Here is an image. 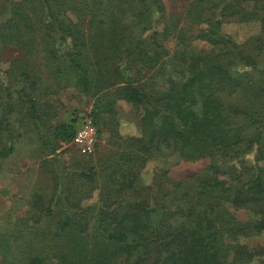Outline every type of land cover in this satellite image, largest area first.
<instances>
[{
    "label": "trees",
    "instance_id": "16d2710c",
    "mask_svg": "<svg viewBox=\"0 0 264 264\" xmlns=\"http://www.w3.org/2000/svg\"><path fill=\"white\" fill-rule=\"evenodd\" d=\"M186 7L181 18L167 15L164 0H0V50L22 52L0 78V158L21 135L16 106L17 120H30L48 154L71 142L72 123L44 120L51 108L44 98L70 76L92 99V125L108 132L107 149L94 158L70 170L57 163V194L30 196L35 217L17 216L0 229V264H264V241L238 242L251 231L264 239V0ZM181 19L208 23L196 37L210 48L189 49ZM229 19L259 31L236 42L221 32ZM149 72L160 90L149 88ZM237 88L247 103L227 106L223 96ZM116 99L141 111L139 135L119 133ZM166 152L209 161L187 180L162 168L140 185L146 162ZM224 202L257 217L237 220Z\"/></svg>",
    "mask_w": 264,
    "mask_h": 264
},
{
    "label": "rangeland",
    "instance_id": "374dc122",
    "mask_svg": "<svg viewBox=\"0 0 264 264\" xmlns=\"http://www.w3.org/2000/svg\"><path fill=\"white\" fill-rule=\"evenodd\" d=\"M189 2L190 0H164L167 15L176 14L182 18ZM162 26L161 19H158L155 28L161 30ZM182 26L186 28V37L192 39L189 49L199 51L210 48V45L196 37L201 29L207 28L208 23L198 25L181 19L179 27ZM151 30L144 31L141 34L142 38L148 35ZM258 31L259 25L257 23H235L231 19L223 23L221 27V32L231 36L236 42H241L250 35L258 33ZM165 45L172 53L176 45L175 36H171L166 40ZM62 51H64V47L60 48V52ZM21 56L22 52L13 47H3L0 50V78L3 79L6 76V70L13 60ZM39 58L37 55L35 61L40 60ZM39 69L44 77H49V72L44 67L41 66ZM146 74L149 88L160 90L162 87L160 78H150V72ZM49 79L51 80V77ZM67 83L66 86L61 87L62 89L58 88L56 89L57 91L55 90V93L48 94L44 98L51 106L47 116H44L45 125L72 123L76 129L84 120L91 121L89 111L92 99L88 95L81 94L79 89L73 86L74 79L72 76H70V79L68 78ZM247 98L249 96L239 88H237L234 94L227 93V95L223 96V100L227 106L246 104ZM253 102L259 103L260 101L254 100ZM116 105V120L119 123V133L123 137L139 135L141 111L139 109L136 110L131 104L119 99H116ZM18 110L19 107L16 106L12 119L15 121L14 128L20 131L21 135L14 139L12 153L5 158H0V229L9 227L17 216H26L28 219L35 217V213L29 212L28 206V201L32 194L38 193L44 198L57 194L53 175L57 171L58 162V165L70 170L77 162L94 158L107 149V130L94 126L97 130V142L91 154L83 153L71 142H59L56 151L48 154V147H45L42 141H40L38 131L32 126L30 120L25 117L22 121L17 120V118L23 115L19 114ZM251 132L252 130L247 128V133ZM208 161L207 158L184 160L178 158L177 154H168V152H166V156L163 159L154 155L141 169L139 184H150L153 175L162 168L168 169L169 175L173 180H187L202 171L208 164ZM260 165H264V161L260 162ZM95 198L93 196L91 199L84 200L83 203L92 202ZM221 205L227 207L228 211L237 220L250 221L257 217L256 213L249 207L235 209L230 207L226 202ZM52 212L54 217L59 216L61 207L54 206ZM263 241L264 239L261 235L252 231L249 235L238 238V242L249 243V245L262 244ZM250 264H257V260H253Z\"/></svg>",
    "mask_w": 264,
    "mask_h": 264
},
{
    "label": "built area",
    "instance_id": "2783aa9c",
    "mask_svg": "<svg viewBox=\"0 0 264 264\" xmlns=\"http://www.w3.org/2000/svg\"><path fill=\"white\" fill-rule=\"evenodd\" d=\"M97 142V130L91 121L84 120L76 129L71 143L83 153L91 154Z\"/></svg>",
    "mask_w": 264,
    "mask_h": 264
}]
</instances>
